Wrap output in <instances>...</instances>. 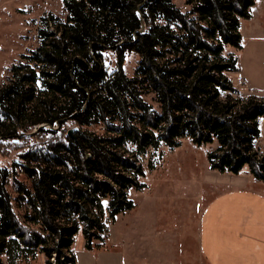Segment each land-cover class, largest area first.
Instances as JSON below:
<instances>
[{
    "label": "trees",
    "instance_id": "16d2710c",
    "mask_svg": "<svg viewBox=\"0 0 264 264\" xmlns=\"http://www.w3.org/2000/svg\"><path fill=\"white\" fill-rule=\"evenodd\" d=\"M186 4L188 11L175 0H64V17H41L39 46L0 85V143L46 137L11 169L0 165V264L39 253L47 264H76L79 233L87 249L102 247L108 223L135 208L130 190L147 187L145 156L186 138L218 143L208 152L211 170L248 166L264 182L256 148L264 96L240 93L231 78L239 60L228 51L243 48L241 21L256 0ZM130 53L140 58L133 76L124 69ZM15 203L27 205L22 218Z\"/></svg>",
    "mask_w": 264,
    "mask_h": 264
},
{
    "label": "rangeland",
    "instance_id": "374dc122",
    "mask_svg": "<svg viewBox=\"0 0 264 264\" xmlns=\"http://www.w3.org/2000/svg\"><path fill=\"white\" fill-rule=\"evenodd\" d=\"M175 3L183 11L190 9L186 0H175ZM49 12L64 17V0H0V85L7 82L13 65L22 61L24 55L39 46L40 19ZM240 31L243 48L228 50L238 57L240 67V71L231 74V78L243 96H264V0H256L252 8V18L241 21ZM139 61L140 58L135 53L127 55L124 69L129 76L135 74ZM108 64L110 67L115 66L113 55L108 57ZM147 100L155 108L160 109L152 95L148 96ZM65 127L72 129L74 124L68 122ZM260 129L261 135L256 141V148L264 152V119L261 120ZM43 139L46 137H30L20 143L1 142L0 165L11 169L13 162L20 159V154L29 145ZM217 145L218 143L214 142L196 146L186 138L179 148L170 149L163 146L157 151L151 150L144 158L146 176L141 178L147 188L130 190L129 197L135 203V208L121 214L114 225L111 221L108 223L111 231L113 230L112 233L117 234L130 224L138 230L137 221L141 215L147 213L171 214L180 217L179 219L192 217L197 221L199 214L194 210L193 201L205 187L202 181L204 172L210 168L208 152ZM151 164L155 167L154 170L149 168ZM16 171L19 181L29 187L30 180L26 173L20 168ZM8 191L13 198L18 196L15 182L11 178L8 181ZM15 204L16 212L22 218L27 205L23 203L24 205L18 208L17 203ZM106 237L102 247L105 245ZM75 242V246H78L80 239H76ZM17 264L47 263L45 255L39 253L35 259H23Z\"/></svg>",
    "mask_w": 264,
    "mask_h": 264
},
{
    "label": "crops",
    "instance_id": "0c3cea01",
    "mask_svg": "<svg viewBox=\"0 0 264 264\" xmlns=\"http://www.w3.org/2000/svg\"><path fill=\"white\" fill-rule=\"evenodd\" d=\"M202 182L197 221L143 214L138 230L130 224L114 234L109 226L104 247L92 250L79 233L76 264H264V182L248 166L239 174L209 168Z\"/></svg>",
    "mask_w": 264,
    "mask_h": 264
},
{
    "label": "water",
    "instance_id": "95a60500",
    "mask_svg": "<svg viewBox=\"0 0 264 264\" xmlns=\"http://www.w3.org/2000/svg\"><path fill=\"white\" fill-rule=\"evenodd\" d=\"M73 131H74V130H70V131H69V134H72V133H73Z\"/></svg>",
    "mask_w": 264,
    "mask_h": 264
}]
</instances>
